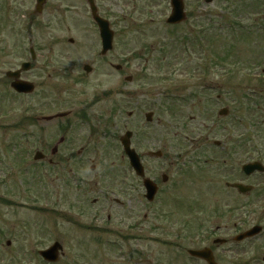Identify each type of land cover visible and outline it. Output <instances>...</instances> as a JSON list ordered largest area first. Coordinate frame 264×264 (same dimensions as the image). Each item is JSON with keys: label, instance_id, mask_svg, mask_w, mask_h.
<instances>
[{"label": "rangeland", "instance_id": "1", "mask_svg": "<svg viewBox=\"0 0 264 264\" xmlns=\"http://www.w3.org/2000/svg\"><path fill=\"white\" fill-rule=\"evenodd\" d=\"M129 1L110 0L107 5L106 16L114 34L113 49L106 55L107 60H99L96 56L98 35L91 25L89 14L78 4L74 10H58L61 17L57 24L48 26L45 15L41 19L32 16L30 26L25 20V28L27 49L36 47L39 55L36 69L30 71V81L46 83L48 100L55 103L58 99L67 101L60 105H45L50 102L40 100L38 96L42 97L44 93L37 89L32 95L34 116L36 109L46 116L49 109H63L70 107L71 103L92 101V108L88 111L89 126L82 128L93 127L99 131L109 128L113 131L114 138H101L98 149L91 151L89 156L91 160L98 157L102 171H107L109 176L105 178L106 182H100V190L94 187L90 201H77L80 210H89L92 215L96 213L98 225L103 228L108 227L105 223L108 214L114 218L122 215L121 209L110 208L109 205H113L111 198L99 200L94 207L91 202L100 197L99 191L108 190L109 186V189L119 190L118 175L123 176L122 179L129 176L125 172L126 160L121 161L123 152L118 138L125 131H130L133 134L132 148L142 156L146 175L161 187L157 204L152 205L142 199V207L137 206L140 218L142 214L147 215L144 221L146 240L124 241L122 244L108 232L98 231L94 238L97 245L94 248L85 247L83 258H78L74 221L79 218L75 215L77 208L73 195H80L81 192L76 191L72 182L71 167L65 160L55 167L44 161H32V155L40 151L46 160L56 162L50 150L61 136L56 133L58 127L52 121H34L35 128L27 123L32 116L31 102L15 97L9 86L10 80L5 77L6 72H13L23 62L22 38L18 34L19 28L23 27L19 23L24 17L17 12L10 14L9 20L0 16V201L4 202V205L0 204V232L4 234L1 242L11 238L6 235L5 229L11 225L10 217L14 211L24 221L34 217L40 220L39 210L42 208L46 245L52 244L54 238L59 243L63 238L67 240V249H63L67 256L53 264H204L191 261L186 253H178L204 246L211 247L217 264H264V175L253 174L246 178L240 168L257 157L264 165V140L252 136L251 143L238 144L252 128L247 123L238 129L231 126L240 115V107L238 109L234 101L239 102L236 98L243 96L236 86H249L245 91L248 93L264 85L254 79L259 74L264 75V40H258L254 48L247 29L244 0H214L209 5L200 0L198 11L193 9L191 0H186V22L178 27L167 26L164 22L169 14L167 3L160 5L156 2L150 7L143 1ZM13 4L18 5V1ZM7 22L15 24L16 29L2 27ZM236 25L244 27L245 31L237 30L232 35V27L236 28ZM205 29L208 30L207 36L200 41L199 38L206 34L200 32ZM195 35L198 37L193 38ZM69 38L73 39V44L68 43ZM186 39L188 43L183 42ZM191 39L201 42L204 47L200 49L199 43V46L195 42L192 44ZM60 51H64L61 65L66 73L60 78L55 79L53 75L48 78L52 69L42 70V63L47 62L44 57L50 55L49 52ZM162 57L165 60L159 62ZM221 59L233 65L228 67V71L235 73L228 79L220 76L224 73L220 69L225 68L217 65ZM69 60L73 62L70 64ZM52 62H59V59L55 57ZM88 64L93 72L85 77L82 66ZM113 66H122V69L117 72ZM191 68L192 71H189ZM203 72L209 73L207 78L194 81L195 76ZM126 77H132L130 83L125 81ZM203 84H206V93H193L195 96L190 102L182 103L177 99L171 102L167 99L170 94H192L196 86ZM23 105L25 110L21 109ZM221 108H228L229 116L222 126H218L215 118ZM147 112L153 113L151 123L144 119ZM127 113H132V116L128 118ZM6 115L10 118L3 121ZM77 126L76 122L74 128ZM223 127L226 131H221ZM225 135L231 138L226 140ZM213 142L220 143L219 149L214 147ZM252 145L262 149L256 150L261 156L252 153ZM230 147L233 153L229 159L223 154V149ZM156 150L162 152L161 158L146 156V153ZM246 151H250L251 155H245ZM65 157L63 150L59 159ZM90 165L88 161L86 170ZM79 167L76 173L83 172V168ZM161 175L168 176L166 184L160 181ZM232 182L250 185L254 189L253 194L241 196L236 190L225 187V183ZM141 194L144 195L142 190ZM9 195L17 203L14 209L6 206ZM163 199L165 205L162 204ZM136 204L134 201H130V205L126 203L128 208ZM94 208L96 212H93ZM169 211L178 214L179 221L187 217L192 225V230L186 231L190 238L185 237L174 246H170L171 241L161 240L164 236L155 226L161 224L165 227V213ZM255 225L263 229V233L255 239L241 244L228 241L229 237ZM213 235L227 241L216 247L211 243ZM110 241L117 243L110 245ZM140 252L142 257L135 256ZM0 264L40 263L35 257L31 259L29 253H21L15 262L7 255Z\"/></svg>", "mask_w": 264, "mask_h": 264}, {"label": "flooded vegetation", "instance_id": "2", "mask_svg": "<svg viewBox=\"0 0 264 264\" xmlns=\"http://www.w3.org/2000/svg\"><path fill=\"white\" fill-rule=\"evenodd\" d=\"M18 1V5H15L13 3H16ZM110 0H0V16H4L6 19L9 20V15L13 13L20 12L22 16L24 17V20H22L19 25H22L20 33L18 34L22 41L20 42L22 48V58L23 62L20 64L18 69H13V71H18L22 64L24 62L30 63V66L28 65V71L23 72L19 76L20 81H26L30 84H32L33 92L35 93L37 89L40 91L42 90V93H44L40 100L50 102L46 103L45 105H57V104H65V102L62 99H58L55 103L54 101L48 100L47 97V85L36 83L35 81H30V71L36 69L35 62L38 60V51L36 47H29L27 49V38H26V28H25V20H27V25L32 23V19L36 16V19H41L42 17L47 16L46 24L48 26L57 24L60 21L61 15L58 13V10L60 11L63 8H67L68 10H74L75 6L78 4L82 8L85 9V11L89 14V19L91 22L92 27L95 30L96 35H98V27L94 24L93 19L94 17H99L102 21L108 22L109 24V18L106 16L108 13V7ZM113 2H117L119 0H112ZM134 1V0H130ZM129 1V2H130ZM140 2H144L146 4H149L150 7L154 4L156 5L159 3L160 5L165 4L168 7L169 14L171 13V7H172V0H137ZM184 4V10L185 14H187V4L185 3L186 0H182ZM193 3V9H196L195 11H198L201 7V1L200 0H191ZM214 1V0H213ZM212 1V2H213ZM157 2V3H156ZM63 6V7H61ZM244 6L247 10V18H248V30L250 31L251 39H253V45L254 48L257 46L258 40H264V0H244ZM149 7V8H150ZM160 7V6H159ZM25 8V9H24ZM148 8V9H149ZM31 10V12L29 10ZM149 13L153 14V11L149 9ZM168 14V15H169ZM45 15V16H44ZM35 19V20H36ZM18 25V24H16ZM18 25V26H19ZM15 24L7 22L2 27H6L9 29H16L14 28ZM30 26V25H29ZM110 28L111 25L109 24ZM179 25H171V27H176ZM31 28L28 30V34H30ZM258 37V38H257ZM24 38V41H23ZM69 44H73V39L69 38L68 40ZM30 44H32L31 40H29ZM98 45L99 50L96 53V56L99 58V60H107L108 53L112 51V49L108 50V52L105 53V55H101L102 46H101V40L100 36L98 35ZM21 49V48H20ZM50 55H46L44 58L47 59V62L42 63V70L45 71V68L52 69V72L48 73L50 78L51 75H53L56 78H60V75L66 73V69H64V66L61 65V60H64L62 57L64 51L60 52H49ZM33 56V58H32ZM58 58L59 62H52V59ZM70 64L73 61H70ZM59 64V66H58ZM89 65V64H88ZM85 66V65H83ZM82 66V67H83ZM93 72V70H92ZM92 72L85 74V77H88L92 74ZM28 74V76L26 75ZM79 82H81L80 79H78ZM12 82L10 80L9 86H11ZM62 90V89H61ZM33 93V95H34ZM62 93H65L64 90H62ZM69 94V93H68ZM17 98H20L19 100L25 101L26 99L30 100L31 109L30 112L32 113V118L30 117V124L35 128L34 124V113H33V102H32V92L30 94H16ZM131 96V94H130ZM37 97V98H38ZM131 98V97H129ZM98 100L97 98L95 99ZM92 101L89 103L87 102H78V103H71L73 106L72 109H69L68 114L62 115L63 117H56L53 119H50L48 121H52L55 125H57L58 130L56 133H59L60 138L58 139L56 145H54L51 149L53 155L55 156V161L52 162L51 159L43 161L46 162L48 165L52 164L54 167L59 164L60 161L65 160L67 165L70 168V176L72 178V182L74 186H76V191L81 192L80 195L74 194V201H76V213L78 220L74 221L75 223V229L76 234H74V240L75 245H77V256L81 260L85 254L84 248H94L97 244V240L94 238L96 237V232L101 231L103 233L108 232L111 236L117 239V242H121L123 244L124 241H136L141 242L146 240V229L144 226V221L147 218V215L142 214V218L138 216V207H142L141 202L142 199H144V195L141 194L142 190V183L141 179L134 174L129 167L126 168V173L129 174L128 177H124L121 175L117 176V185L120 186L119 190L109 189L99 191L98 198L93 199V202H91L92 207L94 205H98L99 200L102 199H109L111 198V201L113 205H109L111 209L113 210H122V215L119 218H114L111 216V214H108L106 216V221L108 227L103 228L102 225H98V217L96 213L93 215L90 213L89 210H80V207L78 206V202L83 201H90L91 200V193L95 189L100 190L102 188L100 182H106L105 178L109 176L107 171H102V165L99 162L98 157L90 159L91 151L95 152L98 149V145L101 143L99 142L101 138L104 139H113V131H110L109 128H103L100 131L97 130V128H82V126H89V109L92 108ZM36 121H44L43 118L36 117ZM76 122L78 123L77 128L75 127ZM103 131V132H101ZM34 137L36 135H33ZM64 150V153L66 154L65 158L59 159V153ZM58 158V161H57ZM124 160L123 157H121V161ZM42 161V162H43ZM90 161V166L88 167V170H86V164ZM144 163V162H143ZM77 166H80L79 168H83L82 173H76ZM143 168L146 170L145 165L143 164ZM131 172H130V171ZM111 173V172H110ZM128 178V179H125ZM162 179V177H161ZM87 180V182H86ZM154 183H156L154 181ZM158 186L157 190V201H159V193L160 187L159 184L156 183ZM252 193L248 194L251 195ZM247 195V196H248ZM9 195L8 201H6V206L9 208H16L17 203L15 200H13ZM130 201L137 202L135 207H130L126 205L128 203L130 205ZM158 203V202H157ZM156 203V204H157ZM166 201L163 199L162 204L165 205ZM0 204L4 205V202L0 201ZM97 210L94 208L93 212H96ZM41 212V213H40ZM14 215L10 217V223L9 227L5 229L6 235H10L11 238L4 241V243L1 242L2 236L4 235L2 232H0V263L3 262V258L5 256H9V258L12 260V262H15L16 257L21 253H29L31 255V259L33 257L38 259V263L40 264H50L46 263V261L41 257L42 251H45L47 248L51 247L53 243L58 242L57 238L52 239V244L46 245L45 241V230H44V220H43V209L40 208L39 210V217L41 216L40 220H36L35 217L31 220H22L20 218V215L15 214V211L13 212ZM166 214V225L165 227L161 224L155 226L157 227V231L160 232L162 236H164L161 240L165 242H170V246H174L177 241L185 240V237L189 239L190 236L186 231H191V224L187 217L183 218V221L178 220V214H176L174 211H169ZM171 214V216L169 215ZM38 215V214H36ZM160 218L157 219V221ZM179 221V223H178ZM37 222H40L38 224ZM181 224L182 226L179 227ZM99 226L100 228H98ZM34 227V228H33ZM103 228V229H102ZM89 234V235H88ZM32 235V236H31ZM31 236V237H30ZM30 239L29 241L25 242L27 239ZM17 240V241H16ZM20 240V241H19ZM62 243H60L63 249H67L66 244V238H63ZM115 242V243H117ZM59 243V242H58ZM115 243H112L114 245ZM26 244L28 246L26 247ZM63 244V245H62ZM96 244V245H95ZM216 247H218L217 244H215ZM29 248V249H26ZM203 248H208V250L211 252V255H213L211 247L204 246ZM201 249H195V250H202ZM215 248V247H214ZM189 249L184 250L181 252H178L179 254L186 253L188 255ZM67 252L63 251L61 253L62 258L67 256ZM143 253H137L135 256H141ZM146 256V255H145ZM130 258V256H128ZM126 257V259H128ZM215 260V255H213ZM144 258V257H143ZM144 261L146 262L145 258ZM194 262L197 263H205L204 261H201L199 259L193 258ZM58 263V262H57Z\"/></svg>", "mask_w": 264, "mask_h": 264}, {"label": "water", "instance_id": "3", "mask_svg": "<svg viewBox=\"0 0 264 264\" xmlns=\"http://www.w3.org/2000/svg\"><path fill=\"white\" fill-rule=\"evenodd\" d=\"M211 0H207V2H210ZM172 13L170 15V17L168 18V23H174V24H178L181 23L182 20H184V14H183V10H182V4H180V2L178 0H174L172 3ZM95 22L98 24L99 26V34L101 35V40H102V46H103V53L107 52L111 47V42L113 39V34L111 33V31L109 30V26L107 23L102 22L97 16L94 17ZM24 67V66H23ZM118 69V68H117ZM87 72L90 70L89 68L85 69ZM18 73H8L7 77L8 78H17ZM127 81H130V79H127ZM26 85H29L27 83H22V82H13L12 84V88H14L17 92H24L28 89H26ZM219 114L221 116H225L226 115V111L222 110L219 112ZM152 114H146L145 115V119L150 122L152 119ZM132 134L130 132H126L123 137L120 138L121 141V145H122V150L125 153V155L128 157V161L130 162V166L132 167L133 171L135 173H137L138 176L140 177H144V173H143V169L142 166L139 162L138 156L136 154L135 151L130 149V138H131ZM160 155L159 152L156 153V156ZM38 158H41V156L38 154L37 155ZM155 156V157H156ZM242 170L246 175H250L253 174L254 171H258L261 173H264V167H261V165L257 162H253V164H247L242 166ZM143 186L145 188V194H146V199L148 200H152L154 195L156 194V187L155 185L148 179L143 180ZM235 188L236 190H238V192L240 194H245V193H249L251 191V189L249 187L246 186H242L239 184H232L231 188ZM260 231L259 227H255L249 231H246L245 234L239 235L235 238L236 241H240V240H244L245 238L248 237H253L256 236V234H258ZM60 249V246L58 244H55L54 246H52L51 249L46 250L45 253H43L42 255L50 261H53L54 257H56L58 251ZM191 255L197 256L201 259H204L206 261L207 264H215L213 262V258L210 255L209 251L207 250H203V251H196V252H192L190 253Z\"/></svg>", "mask_w": 264, "mask_h": 264}, {"label": "trees", "instance_id": "4", "mask_svg": "<svg viewBox=\"0 0 264 264\" xmlns=\"http://www.w3.org/2000/svg\"><path fill=\"white\" fill-rule=\"evenodd\" d=\"M224 61L225 60L221 59L219 61L220 63H217V65L225 67L222 70L224 72H226V75L227 74L230 76L233 75L235 72L228 71V67H230V66L233 67L232 63L226 64ZM185 63H186V65L187 64L191 65V63H187V62H185ZM189 71H192V68L189 69ZM248 87H245V88L240 87L239 88L240 91L243 93V96H242V100L237 102L238 108L240 107L241 110L244 109L246 116H245V118H243V115L242 116L240 115L238 117V119L236 120V122L232 125L236 129H238V128H240V126H243L245 123H247L252 128L250 131L247 132L248 133L247 136H245L244 138H241V141H238V144L244 143V145L252 142V136H256L261 141L264 140V112L262 110H260V108H258L259 103H257L255 100H253L254 95L248 96L247 93H245V91L248 89ZM260 87H262V85H260ZM247 97L250 99L245 100V98H247ZM261 115H262V117H261ZM224 121L225 120H219L218 119L217 123L223 125L222 123ZM225 130L226 129H223L221 131H225ZM256 150H262V149H260L258 147L255 148V146H253V149L251 151H252V153L256 152V155H257V154H259L260 151H256ZM231 153H233L232 147H230V149H228V154H231ZM244 154L245 155H251L250 151H246ZM259 155L261 156V154H259ZM263 158H262V161H263ZM256 159L260 160V157H257Z\"/></svg>", "mask_w": 264, "mask_h": 264}]
</instances>
